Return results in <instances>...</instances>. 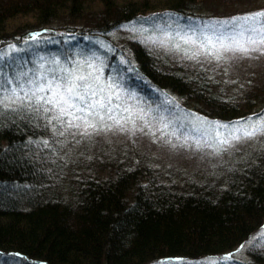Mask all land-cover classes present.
Listing matches in <instances>:
<instances>
[{"label": "trees", "instance_id": "1", "mask_svg": "<svg viewBox=\"0 0 264 264\" xmlns=\"http://www.w3.org/2000/svg\"><path fill=\"white\" fill-rule=\"evenodd\" d=\"M212 1L0 0V50L23 49L47 32L61 41L49 49L63 57L106 44L111 48L106 75L119 62L129 73L120 86L127 95L150 94L151 87L160 103L192 110L210 124H231L264 109V81L255 84V71L247 79L232 76L215 68L212 58H189L182 51L183 59L174 61L136 34L114 37L147 22L190 17L203 25L264 11V6L245 10L255 0L239 1L234 4L244 12L235 8L225 16ZM31 51L17 50L5 73L15 69L25 88L37 73ZM23 104L0 109L1 254L32 264L197 260L229 254L264 223V138L254 151L219 168L223 172L215 180L210 176L213 181L176 178L139 154L128 155L131 150L106 160L107 171L82 156L79 166H64L62 172L57 166L65 164L61 153L69 139L57 138L60 125L41 120L32 105ZM250 255L252 264H264L263 250Z\"/></svg>", "mask_w": 264, "mask_h": 264}, {"label": "rangeland", "instance_id": "2", "mask_svg": "<svg viewBox=\"0 0 264 264\" xmlns=\"http://www.w3.org/2000/svg\"><path fill=\"white\" fill-rule=\"evenodd\" d=\"M239 1L247 2L254 0H214L212 2L220 5V10L223 12L220 15L226 16L230 15V11L235 8L240 11L242 5L235 6L234 4V2ZM255 1L257 2L254 5L249 3V5H245V10L250 7V10L260 9L264 6V0ZM223 18L227 17H221V19ZM189 22H192L193 26L196 23H200L197 20H192L190 17H179L175 21L165 20V23L159 21L147 22L142 23L140 26H134L130 29L126 28L122 32L114 33V37L119 39V37L134 36L133 34H136L143 42L145 41L163 55L169 54L171 59L177 61V59H183L179 55L182 51L188 50L191 55V52L195 50L193 45L185 44L176 35V32H184L182 29L187 30ZM168 33L171 35H167ZM120 34L123 35L119 36ZM56 38V35L53 34L52 36L51 33L47 32L44 37H41L35 43L26 45V47L22 46L23 49L32 50L31 53L33 52L35 55L31 58L33 69L36 72L39 71L41 74H47L49 77H51L54 70L60 73L61 69H68L70 71L75 69L85 74L93 72L100 76L102 83H112V87L108 91L113 96V105L119 106L116 108L118 116H131V120L124 122L123 130L113 128L112 130H104L85 136L80 134V130L64 128L63 136L69 139V143L68 148H63L61 153L66 158L65 161L63 160L65 164L63 167L61 165L57 166L62 172L64 166H72L74 168L75 163H77L76 166H79L80 159L78 160V157L82 156H84L83 158H88V160L92 159L91 161H95L93 162L95 168L96 166H105L103 171H107L106 166L109 163L106 160L110 162L112 159L117 158L120 152L127 153L132 151L128 155L139 154L144 159L153 162L154 166L173 173V176L176 178L189 177L213 181L210 176H213L214 180L217 179V174H220L223 170L219 168L224 166L228 161L229 163L234 162L238 156L247 151H254L253 149L256 148V145L264 138V135H256L252 138H241L240 140L232 141L229 145H216L213 147L210 145H215V133H211L209 136L200 139L201 146L197 148L194 138L200 137L201 134L192 131L193 127H199L204 130L208 129L210 125L202 116L200 117L192 110L175 106L166 101L160 103V98L155 96L154 90L151 87L149 88L152 91L150 94L137 91L140 95H127L126 90L120 86L129 79V73L124 71V67L119 62L114 64L116 67L111 70V74L106 75V54L111 52V48L108 45L101 44L99 46L95 44L98 50L91 52L80 51L69 54L68 57H63L60 54L56 55V51L49 49L50 45L58 46L59 43L57 42L59 39L57 40ZM62 40L67 41L66 39ZM59 42L61 41L59 40ZM177 44L179 47H176ZM16 49L23 51L21 47ZM105 50L106 53L103 57L101 53ZM212 63L215 65V68L223 67L231 75L236 74L246 79L250 76L247 73L255 71L257 73L255 74V84L258 81H264V46H261L260 51H250L247 54L225 53L222 60H212ZM89 65L92 66L89 67ZM5 103L15 107L25 106L20 100H16L15 103L9 101ZM33 110L32 112L39 115L41 120L49 121L50 117L54 115L51 112L45 113L43 109L37 110L35 106H33ZM257 114L255 117L264 115V109H259ZM52 121L55 122V125H58L55 120ZM165 125H168V127L165 128ZM61 131L60 127L56 136L57 138H59L58 136H62L60 134ZM221 131L223 132L224 130L221 129ZM185 141L187 142L185 143ZM66 150L67 152L63 153ZM102 156L104 159H102ZM74 158L76 160H69ZM112 163L115 166L113 161ZM85 168L89 167L86 166ZM52 174H56L54 170ZM242 245H244L242 248L239 246L229 254L218 257H207L197 260L165 259L164 261H156L150 264H209L210 261H215L216 264H252L250 252L264 251V249H261V247H264V223ZM0 256L2 260H6L3 263L0 261V264H32L31 262H24L23 259L21 260L15 254L0 253ZM222 257H226L227 259L221 261L220 258Z\"/></svg>", "mask_w": 264, "mask_h": 264}, {"label": "snow or ice", "instance_id": "3", "mask_svg": "<svg viewBox=\"0 0 264 264\" xmlns=\"http://www.w3.org/2000/svg\"><path fill=\"white\" fill-rule=\"evenodd\" d=\"M182 31H184L183 36L180 32L176 35L185 44H191L195 48L189 58L203 55L219 61L225 53L247 54L250 51L261 50V46H264V11L225 20L206 21L203 25L196 23L193 26L192 22H189L187 30L182 29ZM30 38L35 40L36 35ZM176 47L179 45L177 44ZM16 51L15 45H9L7 49L0 50V93H10V95H0V109L8 107L6 101L15 103L16 100L21 102L26 100L37 110L43 109L45 113H54L49 122L55 120L60 125L61 135L64 128L80 130V134L85 136L113 128L123 130L124 122L131 120V116L119 117L116 113V108L119 106L113 105V96L108 91L112 83H102L100 76L93 72L85 74L75 69L71 71L61 69L62 74L54 70L51 77L37 72L34 77L27 80L29 87L25 88L15 69L5 74L7 68L15 63ZM185 51L187 54L188 50ZM5 61H7L6 66ZM14 81H16L15 87L12 86ZM21 92L23 96L20 95ZM166 127L168 125H165ZM221 129L224 131L222 132ZM192 131L201 134L200 137L194 138L197 148L201 146L200 139L211 133H215V145L210 146L229 145L232 141L241 138L264 135V115L248 117L231 124L213 122L208 129L193 127ZM243 246L241 245V248ZM220 259L225 261L227 258ZM209 264H216V262L210 261Z\"/></svg>", "mask_w": 264, "mask_h": 264}]
</instances>
